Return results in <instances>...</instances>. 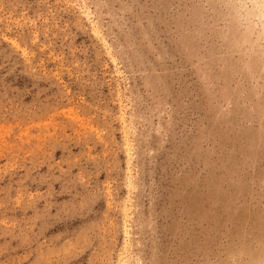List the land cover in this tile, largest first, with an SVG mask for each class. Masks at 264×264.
<instances>
[{
	"label": "rangeland",
	"instance_id": "obj_1",
	"mask_svg": "<svg viewBox=\"0 0 264 264\" xmlns=\"http://www.w3.org/2000/svg\"><path fill=\"white\" fill-rule=\"evenodd\" d=\"M0 264H264V0H0Z\"/></svg>",
	"mask_w": 264,
	"mask_h": 264
}]
</instances>
